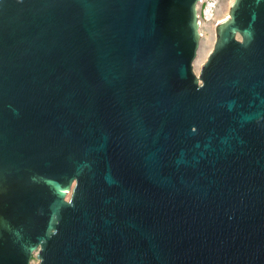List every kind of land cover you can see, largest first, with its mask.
I'll return each mask as SVG.
<instances>
[{"label":"water","instance_id":"obj_1","mask_svg":"<svg viewBox=\"0 0 264 264\" xmlns=\"http://www.w3.org/2000/svg\"><path fill=\"white\" fill-rule=\"evenodd\" d=\"M199 1L0 0V264H264V0L196 75Z\"/></svg>","mask_w":264,"mask_h":264},{"label":"rangeland","instance_id":"obj_2","mask_svg":"<svg viewBox=\"0 0 264 264\" xmlns=\"http://www.w3.org/2000/svg\"><path fill=\"white\" fill-rule=\"evenodd\" d=\"M233 2L234 0H200L197 3L196 16L200 44L193 62V71L196 75L199 74L201 66L213 49L216 25L229 16V9ZM69 194L66 198L69 197ZM37 262L38 259L34 253L31 264H37Z\"/></svg>","mask_w":264,"mask_h":264},{"label":"bare ground","instance_id":"obj_3","mask_svg":"<svg viewBox=\"0 0 264 264\" xmlns=\"http://www.w3.org/2000/svg\"><path fill=\"white\" fill-rule=\"evenodd\" d=\"M66 193H68V191Z\"/></svg>","mask_w":264,"mask_h":264}]
</instances>
